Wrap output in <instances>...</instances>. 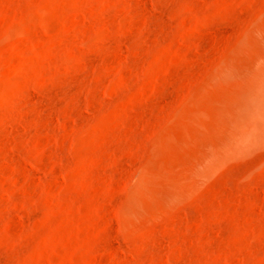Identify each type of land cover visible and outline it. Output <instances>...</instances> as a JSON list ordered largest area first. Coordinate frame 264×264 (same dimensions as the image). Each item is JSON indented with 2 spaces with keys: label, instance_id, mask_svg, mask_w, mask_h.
Masks as SVG:
<instances>
[{
  "label": "rangeland",
  "instance_id": "1",
  "mask_svg": "<svg viewBox=\"0 0 264 264\" xmlns=\"http://www.w3.org/2000/svg\"><path fill=\"white\" fill-rule=\"evenodd\" d=\"M0 264H264V0H0Z\"/></svg>",
  "mask_w": 264,
  "mask_h": 264
}]
</instances>
